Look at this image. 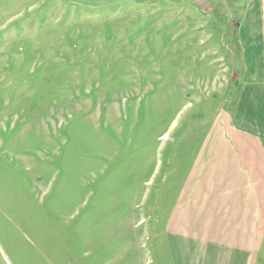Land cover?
<instances>
[{
	"label": "rangeland",
	"instance_id": "rangeland-1",
	"mask_svg": "<svg viewBox=\"0 0 264 264\" xmlns=\"http://www.w3.org/2000/svg\"><path fill=\"white\" fill-rule=\"evenodd\" d=\"M246 3L0 0V264H157Z\"/></svg>",
	"mask_w": 264,
	"mask_h": 264
},
{
	"label": "crops",
	"instance_id": "crops-1",
	"mask_svg": "<svg viewBox=\"0 0 264 264\" xmlns=\"http://www.w3.org/2000/svg\"><path fill=\"white\" fill-rule=\"evenodd\" d=\"M237 33L239 92L174 184L157 264H264V0Z\"/></svg>",
	"mask_w": 264,
	"mask_h": 264
}]
</instances>
